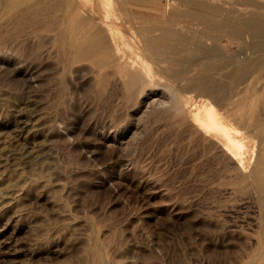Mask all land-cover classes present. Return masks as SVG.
Returning a JSON list of instances; mask_svg holds the SVG:
<instances>
[{
  "label": "rangeland",
  "instance_id": "374dc122",
  "mask_svg": "<svg viewBox=\"0 0 264 264\" xmlns=\"http://www.w3.org/2000/svg\"><path fill=\"white\" fill-rule=\"evenodd\" d=\"M72 1L0 0V264H264V194L229 185L204 131L211 107L264 130V35L240 25L264 0ZM199 1L240 37L189 16ZM182 76L239 95L202 96Z\"/></svg>",
  "mask_w": 264,
  "mask_h": 264
},
{
  "label": "bare ground",
  "instance_id": "6f19581e",
  "mask_svg": "<svg viewBox=\"0 0 264 264\" xmlns=\"http://www.w3.org/2000/svg\"><path fill=\"white\" fill-rule=\"evenodd\" d=\"M10 3H12L13 1L17 4H24V5H28L32 0H9ZM12 1V2H11ZM75 1V0H73ZM72 1V2H73ZM78 1V0H76ZM82 1V0H81ZM106 1V0H105ZM79 2V1H78ZM101 2V1H100ZM15 3H12V5H14ZM102 3V2H101ZM10 5V4H8ZM80 5V4H79ZM118 5V4H117ZM7 6V5H6ZM102 6V5H101ZM104 6V5H103ZM103 6H102V9H103ZM115 6V4H114ZM122 6V5H121ZM86 7V6H85ZM89 7V6H88ZM120 7V6H119ZM219 7V6H218ZM217 7V8H218ZM10 8H12V6L10 5ZM84 8V7H83ZM87 8V7H86ZM122 8V7H121ZM128 8V7H127ZM216 7L214 6H211L209 5L208 3H205L204 1L202 2H197V3H194V4H190V7H189V13L188 15L191 16V17H194L196 18V20H198V22L202 25H205V24H210L211 23V26L213 27V29L215 28L217 31H224L226 34H228L229 36L233 37V38H239L240 37V30L238 28V24L237 23H231V22H228L226 21L225 19H220V21L218 20H215V18L217 17V14L219 12H217ZM76 9V8H75ZM89 9V8H88ZM86 9V11L88 10ZM123 9V8H122ZM126 9V8H125ZM6 10V8H5ZM67 8H65V12ZM85 10V8H84ZM129 10V8H128ZM7 11V10H6ZM70 13V12H69ZM105 13V12H104ZM118 13V12H117ZM66 14V13H65ZM88 14V13H87ZM93 14V13H92ZM107 14V13H106ZM255 14V13H254ZM119 15V14H118ZM65 16V15H64ZM89 16V15H88ZM75 17V16H74ZM96 17L95 15L93 16V18ZM92 19V18H91ZM106 19L107 18V15H106ZM72 20V18H71ZM74 20V19H73ZM79 21V20H78ZM100 21V20H99ZM75 23V22H74ZM78 24H85L84 21H80V23L78 22ZM101 24V23H100ZM173 24V23H172ZM65 27L69 30H72L73 31V28L76 27L75 24L74 26H72L71 24V21L67 20L66 23L64 24ZM240 25L244 28V31L251 34L252 38H258V39H261L264 35V18L263 17H260V16H251L249 18H246L244 20H241L240 21ZM63 27V25H62ZM207 29V28H206ZM212 29V30H213ZM91 30V29H89ZM242 30V29H241ZM75 31V29H74ZM110 31V30H109ZM210 31V30H209ZM80 32V31H79ZM211 32V31H210ZM243 32V31H242ZM111 33V32H110ZM203 35V37H207L208 35H205L206 33L203 31L201 32ZM88 34V32H87ZM112 34V33H111ZM111 34H107V35H111ZM74 35V34H73ZM82 35V33L80 34ZM90 35V34H89ZM95 35V34H94ZM92 34V36H94ZM98 35V34H97ZM67 36V35H65ZM84 36V35H83ZM75 38L77 37L76 35L74 36ZM89 37V36H88ZM72 38V37H71ZM94 37L90 38V41L91 39H93ZM98 38V36H97ZM86 39V38H85ZM101 39V38H100ZM103 39V38H102ZM103 43H104V40H102ZM108 39V38H107ZM66 40V38H65ZM79 40H82L81 37ZM98 40V39H97ZM97 40H95L94 42H96ZM72 41V40H71ZM89 41V38L85 41V43L87 42V49L81 47L82 51L85 50H88V44L90 42ZM100 41V42H101ZM73 42V41H72ZM93 42V41H92ZM93 42V43H94ZM112 42V41H110ZM79 43V42H77ZM102 43V45H104ZM185 43V42H183ZM73 44V43H72ZM83 44V45H84ZM94 44H97V43H94ZM101 43H99L98 45H100ZM261 44V43H260ZM97 45V46H98ZM102 45H100V49L102 48ZM106 45V44H105ZM104 45V46H105ZM65 46V45H64ZM74 46V44H73ZM91 45H89L90 47ZM96 46V47H97ZM200 47V51L202 52L203 50V46L202 45H198ZM262 46V45H261ZM66 47V46H65ZM78 46H76L77 48ZM92 47V46H91ZM107 47V46H106ZM104 47V48H106ZM260 47V46H258ZM71 48H75V47H71ZM98 48V47H97ZM96 48V49H97ZM121 48V47H120ZM261 48V47H260ZM96 49H93V51H96ZM99 49V48H98ZM65 50V49H64ZM89 50H92V48H90ZM102 50V49H101ZM105 50V49H104ZM107 50V49H106ZM111 50L113 52V57L115 59L118 60V57L120 55V51H119V48L118 46L112 42L111 44ZM81 51V50H79ZM93 51H89V54H88V51H87V54H86V51H85V55H88L90 56ZM100 51V50H99ZM99 51L98 54H99ZM84 54V53H82ZM97 54V53H96ZM122 54V53H121ZM84 55V56H85ZM94 55V54H93ZM101 55H105V53L103 54H99V56ZM108 54L106 53V56ZM124 55V54H123ZM81 56V55H79ZM87 56V57H88ZM208 56L210 58H219V55L217 53V51L213 48H211L209 51H208ZM82 57V56H81ZM86 57V56H85ZM83 57V58H85ZM95 57L97 58L98 56H95L94 55V59ZM102 57V56H101ZM101 57H98V58H101ZM123 57V56H122ZM258 57V56H257ZM76 58V57H75ZM81 58V59H83ZM90 58V57H89ZM92 58V57H91ZM106 58V57H105ZM79 59V60H81ZM86 59V58H85ZM88 59V58H87ZM104 59V58H103ZM102 60V58H101ZM98 60L99 62H105L104 60ZM122 60V59H121ZM163 60V59H162ZM97 61V62H98ZM111 62V64L114 62L112 61H109ZM132 62V61H131ZM134 62V61H133ZM140 63V62H139ZM106 64V63H105ZM103 64V66L105 65ZM110 64V63H108ZM106 64V65H108ZM101 65V64H100ZM150 65V64H149ZM241 67V66H240ZM105 68V67H104ZM123 69V68H122ZM218 69L223 70V67H218ZM111 70V69H110ZM127 70V69H126ZM129 70V68H128ZM127 70V71H128ZM237 71V69H235ZM126 71V72H127ZM147 71V70H146ZM234 71V70H233ZM235 71V72H236ZM113 72V70L111 71ZM139 73V72H138ZM126 74L123 72V75ZM148 74V72L146 73ZM130 75V74H128ZM139 75V74H138ZM225 75V74H224ZM133 76V75H132ZM146 76V75H145ZM206 76V75H205ZM123 77V76H122ZM125 78V76H124ZM123 78V79H124ZM132 78V77H131ZM141 78V77H140ZM225 78L229 79L230 81L231 80H234L236 78V73L234 72H230L229 74L225 75ZM209 79V78H208ZM138 80V78H137ZM185 80V87L188 89V90H197V89H200L201 90V95L202 96H212L214 98H216L218 101H224L225 98H227L228 96H237L239 95V93L237 94L236 91L234 90L235 88H232L230 90V88H227L225 87L224 85L222 87H219V88H214L213 86V82H210V80H207V79H204L203 76H197V77H193L191 79H184V76L181 77V79L179 78L178 79V82L180 81H184ZM125 81V80H124ZM128 81H129V78H128ZM232 82V81H231ZM142 83V82H141ZM233 83L235 84V82L233 81ZM233 87V86H232ZM155 92V91H154ZM250 92V91H249ZM248 92V93H249ZM250 94V93H249ZM229 100V99H228ZM243 101V100H242ZM235 103V102H234ZM217 108V107H216ZM235 108V105L234 104H230V110ZM220 109H222L223 111V108L221 107ZM225 115V117L230 120V122H234V124L236 125V129H231V128H228L227 126L223 125V123H220L216 120V110L214 109V107H211L209 109V111H207L206 113V117H207V126L205 127L207 130H204L206 134H212L216 137H219L221 139V144H219V150L220 152L223 154V156L227 159V162L229 161L230 162V166L231 168L228 170H224V174L226 177L229 178V185L231 186H236V185H241L242 183H247V182H250L249 184L252 186L251 187V190L253 189H258V191L262 192L264 194V130H237V128L239 127L240 129V126H239V123H240V120H239V115L237 112H229V111H224L223 113ZM244 116V114H243ZM242 117V116H241ZM195 121H198V118L197 116L194 117ZM250 120V119H249ZM258 120V119H257ZM261 122V121H260ZM264 124V123H263ZM263 124H259L258 126L259 127H263ZM254 126V125H253ZM255 127V126H254ZM252 127V128H254ZM245 128V127H244ZM251 128V127H250ZM258 129V128H257ZM261 129V128H259ZM199 132V131H198ZM201 132V131H200ZM245 133L247 134L248 136L251 137V139L253 140L252 143H253V149H250L248 147V145L242 141V134ZM207 140V139H206ZM218 143V142H217ZM215 145V144H214ZM212 148V147H211ZM229 164V163H228ZM228 166V165H227ZM221 171V170H220ZM228 186V185H227ZM247 186V185H246Z\"/></svg>",
  "mask_w": 264,
  "mask_h": 264
}]
</instances>
